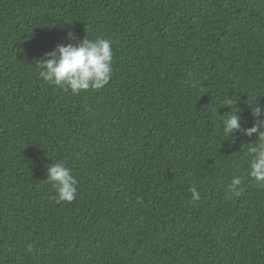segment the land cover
Returning <instances> with one entry per match:
<instances>
[{
	"label": "trees",
	"instance_id": "16d2710c",
	"mask_svg": "<svg viewBox=\"0 0 264 264\" xmlns=\"http://www.w3.org/2000/svg\"><path fill=\"white\" fill-rule=\"evenodd\" d=\"M84 38L111 41L108 84L74 95L39 76ZM229 98L251 127L264 0H0V264H264L258 141L224 139ZM57 162L72 202L47 181Z\"/></svg>",
	"mask_w": 264,
	"mask_h": 264
},
{
	"label": "clouds",
	"instance_id": "9594fccd",
	"mask_svg": "<svg viewBox=\"0 0 264 264\" xmlns=\"http://www.w3.org/2000/svg\"><path fill=\"white\" fill-rule=\"evenodd\" d=\"M113 51L111 41L103 38L95 40L83 39L77 44L58 45L54 51L44 54L39 63V76L52 85L72 94H79L89 89H100L108 84L112 72ZM235 100L229 98L223 106H229L228 115H220V131L224 139L235 142L234 132L248 137L256 135L258 143L250 148L252 158L248 175L264 187V105H250V112L254 119L251 127L241 125V116L236 113L241 109L235 107ZM246 122V121H245ZM47 181L55 189L57 203L72 202L77 192V180L62 162L52 164L47 173ZM241 177L234 176L228 185L229 196H240ZM193 200H199L200 194L195 188L191 189Z\"/></svg>",
	"mask_w": 264,
	"mask_h": 264
}]
</instances>
